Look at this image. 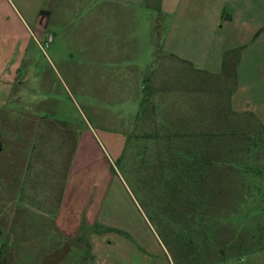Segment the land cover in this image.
Wrapping results in <instances>:
<instances>
[{
    "label": "rangeland",
    "instance_id": "rangeland-1",
    "mask_svg": "<svg viewBox=\"0 0 264 264\" xmlns=\"http://www.w3.org/2000/svg\"><path fill=\"white\" fill-rule=\"evenodd\" d=\"M29 5L0 0V264H94L72 236L97 209L59 214L72 171L83 192L113 191L102 216L143 221L138 241L117 234L146 257L117 240L108 264H264V103L232 112L236 80L157 56L145 28L119 44L130 35L92 34L83 11ZM254 75L242 68L239 95L257 101Z\"/></svg>",
    "mask_w": 264,
    "mask_h": 264
},
{
    "label": "crops",
    "instance_id": "crops-1",
    "mask_svg": "<svg viewBox=\"0 0 264 264\" xmlns=\"http://www.w3.org/2000/svg\"><path fill=\"white\" fill-rule=\"evenodd\" d=\"M17 1L21 5L25 2V0ZM28 1L34 13L33 17L42 12L46 16H51L53 12L68 14L73 11H83L92 34L98 32L102 36L110 34L112 27L119 35H130L129 38L119 36V44L128 40H139V35L144 33L143 28H145L146 33L151 32L156 35L152 42H148L150 50L157 53V56L160 53L164 58L173 59L203 76L222 75L225 55L237 51L236 77H231L237 81V89L230 94V110L239 114L249 110L240 107L243 102H249L252 106L264 103V93L257 101L252 97L244 98L239 95L241 71L245 66L257 68V75L251 80L261 83L264 90V0ZM180 77L182 80L179 79ZM179 78L177 82L180 83L186 80L184 74ZM77 178L81 176L75 177L72 171L60 199L59 214L61 217L66 208L71 210L81 203L86 204L87 209L93 207L97 209L96 217L91 221H84L79 225L78 232L72 236V238L80 237L83 233L94 264H108L111 250L117 240L123 251L122 258L131 260L134 257L142 260L146 257L137 245L130 243L127 237L121 235L120 237L117 234V231H122L137 240L139 239L137 231H142L143 221L140 220L136 228H130L102 216L101 213L105 210L111 212L116 209L115 205L113 208L110 206L114 203V198H111L113 191L98 187L83 192L77 186ZM120 188L123 190L124 199L133 204L131 196L127 195L123 187ZM116 194H119V191ZM61 221L60 227L56 229L60 235H65L61 229L69 226V217H64ZM147 236L150 241L153 240L150 231ZM157 244L156 241L155 251L148 244L145 247L149 252L157 253Z\"/></svg>",
    "mask_w": 264,
    "mask_h": 264
},
{
    "label": "trees",
    "instance_id": "trees-1",
    "mask_svg": "<svg viewBox=\"0 0 264 264\" xmlns=\"http://www.w3.org/2000/svg\"><path fill=\"white\" fill-rule=\"evenodd\" d=\"M238 62V52H228L223 61L222 75L229 77H236V66Z\"/></svg>",
    "mask_w": 264,
    "mask_h": 264
}]
</instances>
